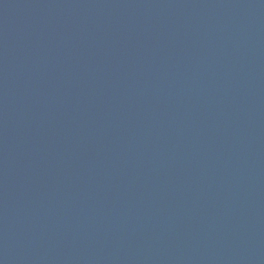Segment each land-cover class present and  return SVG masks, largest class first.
I'll return each instance as SVG.
<instances>
[{"label":"water","instance_id":"95a60500","mask_svg":"<svg viewBox=\"0 0 264 264\" xmlns=\"http://www.w3.org/2000/svg\"><path fill=\"white\" fill-rule=\"evenodd\" d=\"M0 264H264V0H0Z\"/></svg>","mask_w":264,"mask_h":264}]
</instances>
